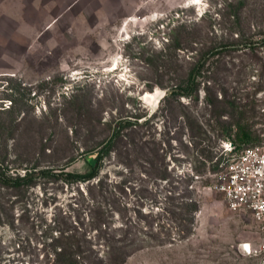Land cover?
Instances as JSON below:
<instances>
[{
  "label": "rangeland",
  "instance_id": "374dc122",
  "mask_svg": "<svg viewBox=\"0 0 264 264\" xmlns=\"http://www.w3.org/2000/svg\"><path fill=\"white\" fill-rule=\"evenodd\" d=\"M225 2L231 5L221 9ZM240 39L238 50L209 60L196 99H163L194 59ZM156 89L157 102H146ZM223 90L237 111L219 106L220 123L241 118L253 139H264V0H0V174L36 170L31 184L0 181V264H51L46 244L58 230L89 238L98 217L111 226L138 221L140 249L124 264H264L251 214L227 206L213 189L214 173L193 171L201 150L223 138L204 100ZM73 93L84 102L79 114L64 108ZM135 113L149 119L135 132L143 143L121 137L92 186L39 173L67 162L70 171H86L84 147ZM164 169L166 179L154 177ZM189 177L199 209L180 237L165 211L179 209L165 201L164 188L168 179L178 185Z\"/></svg>",
  "mask_w": 264,
  "mask_h": 264
},
{
  "label": "trees",
  "instance_id": "16d2710c",
  "mask_svg": "<svg viewBox=\"0 0 264 264\" xmlns=\"http://www.w3.org/2000/svg\"><path fill=\"white\" fill-rule=\"evenodd\" d=\"M226 3V2H225ZM231 4L226 3L221 9L229 7ZM209 12H205L206 15ZM211 16V15H210ZM236 17V15H234ZM234 27V24H232ZM195 40H190L194 42ZM239 42H219L211 46L205 53L194 59V62L189 69L186 78L182 84H175L171 87L170 93H167L163 99L175 98V100L181 96H190L196 99V89L199 85L197 77L201 74L209 60L223 52H230L239 49ZM175 47H181V40L175 39ZM244 47L252 48L251 42L247 43ZM79 90V89H78ZM79 93H73L68 100L64 108L79 114L84 102L79 98ZM64 97V95H63ZM204 100L206 104L211 107L217 127L220 129L221 138L216 145L210 146L209 149L203 148L200 155H204L203 159L199 161V164L194 166V175L201 176L207 172L215 173L220 170V162L222 157L220 154L221 142H231L236 150L249 145L260 144L264 142V139H253L250 127L247 124H242L241 118L232 122L223 121L220 123V117L223 115L224 110L219 106L223 105L229 107L231 111H237V105L234 99H228L226 91L223 90V95L220 99L215 94L209 92L205 93ZM12 103V102H11ZM180 104V102H178ZM10 106L8 107V109ZM235 109V110H234ZM11 111V110H10ZM226 111V110H225ZM243 113V112H242ZM142 114L135 113L131 115L120 116L116 120L112 121L113 127L109 136L99 142L93 147H84L81 155L84 154L85 161L88 165L86 171L74 172L67 169L69 163H65L57 168L45 167L41 168L39 173L49 174L59 177L65 183H89L99 177L103 166V159L108 157L112 151L116 149V143L121 137H126L129 140L130 146H138L143 143L142 136L135 135L136 129L141 128L149 119L145 118L142 121H138ZM233 117V113H232ZM14 121V120H13ZM16 121V119H15ZM19 122V121H16ZM111 123V124H112ZM232 126H235V138H231L230 131ZM72 133L74 129L72 128ZM126 130V134L125 131ZM4 138L0 137V145H4ZM139 142V143H138ZM47 144L41 143V150H44ZM52 147V146H51ZM206 151V153L204 152ZM206 162L208 165L206 166ZM23 175L4 176L0 174V181L5 185H21L31 184L35 175V167L23 168ZM58 169L56 172L55 170ZM154 177L162 179L167 178L166 169L154 174ZM192 178H186L182 184H174V181L168 179L166 181V187L164 188V198L174 208L165 210L167 213L172 214L175 220L178 222L179 230L178 235L184 237L191 231L190 226L193 224L194 215L199 209V201L195 197H192V191L188 190V186L191 185ZM101 181V178L97 180V184ZM94 182L91 183L92 186ZM139 213V211H137ZM138 221H131L127 219L121 222L120 225L111 226L110 222L105 218H96L91 224V228H96V233L89 238L86 234L76 230L68 231L66 228L59 229L57 236L52 237L48 244H46L48 254H51V264H124L129 256L140 249L138 240ZM189 226V227H188Z\"/></svg>",
  "mask_w": 264,
  "mask_h": 264
},
{
  "label": "built area",
  "instance_id": "2783aa9c",
  "mask_svg": "<svg viewBox=\"0 0 264 264\" xmlns=\"http://www.w3.org/2000/svg\"><path fill=\"white\" fill-rule=\"evenodd\" d=\"M219 155L222 160L220 170L212 174L213 189L230 209L251 214L260 230L257 250L264 252V142L236 150L231 142L222 141ZM252 251L250 245L247 252Z\"/></svg>",
  "mask_w": 264,
  "mask_h": 264
},
{
  "label": "bare ground",
  "instance_id": "6f19581e",
  "mask_svg": "<svg viewBox=\"0 0 264 264\" xmlns=\"http://www.w3.org/2000/svg\"><path fill=\"white\" fill-rule=\"evenodd\" d=\"M194 4V3H192ZM162 94V91L156 89L153 93H147L143 99L146 101V102H149V103H156L157 100L159 99V97L161 96ZM246 248L249 249V245H245Z\"/></svg>",
  "mask_w": 264,
  "mask_h": 264
},
{
  "label": "water",
  "instance_id": "95a60500",
  "mask_svg": "<svg viewBox=\"0 0 264 264\" xmlns=\"http://www.w3.org/2000/svg\"><path fill=\"white\" fill-rule=\"evenodd\" d=\"M170 92H171V90H168V91H167V93H170ZM165 94H166V92L163 93V95H165ZM163 95H162V97H163ZM162 97H161V98H162Z\"/></svg>",
  "mask_w": 264,
  "mask_h": 264
}]
</instances>
